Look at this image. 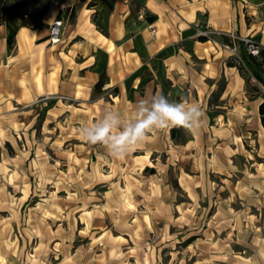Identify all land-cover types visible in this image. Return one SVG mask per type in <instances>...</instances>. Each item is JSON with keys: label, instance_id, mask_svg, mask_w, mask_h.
<instances>
[{"label": "rangeland", "instance_id": "1", "mask_svg": "<svg viewBox=\"0 0 264 264\" xmlns=\"http://www.w3.org/2000/svg\"><path fill=\"white\" fill-rule=\"evenodd\" d=\"M105 93L94 107L38 98L0 126V264H264V202L227 203L218 141L152 129L116 158L81 129L114 117L119 135L142 115Z\"/></svg>", "mask_w": 264, "mask_h": 264}, {"label": "crops", "instance_id": "2", "mask_svg": "<svg viewBox=\"0 0 264 264\" xmlns=\"http://www.w3.org/2000/svg\"><path fill=\"white\" fill-rule=\"evenodd\" d=\"M137 2L138 9L129 0H59L39 29L20 27L14 18L20 7H13L0 25V126L38 98L94 107L93 88L105 74L103 91L114 113L143 116L159 94L199 106L202 123L194 132L168 129L185 132V145L207 135L217 140L224 154L216 173L228 187L227 203L258 208L264 202V86L227 64L234 58L221 36L249 38L264 49V0ZM56 20L63 26L52 46ZM196 24L208 32L206 41Z\"/></svg>", "mask_w": 264, "mask_h": 264}, {"label": "clouds", "instance_id": "3", "mask_svg": "<svg viewBox=\"0 0 264 264\" xmlns=\"http://www.w3.org/2000/svg\"><path fill=\"white\" fill-rule=\"evenodd\" d=\"M145 114L135 124L124 129L119 135H112L117 121L106 117L91 128H82L81 135L91 144H103L116 158H123L133 148L143 143L152 129L183 127L195 131L201 126V112L197 105H185V101L170 102L163 94L154 98L150 109L142 110Z\"/></svg>", "mask_w": 264, "mask_h": 264}, {"label": "trees", "instance_id": "4", "mask_svg": "<svg viewBox=\"0 0 264 264\" xmlns=\"http://www.w3.org/2000/svg\"><path fill=\"white\" fill-rule=\"evenodd\" d=\"M51 0H0V25L4 22L5 18L11 15L10 6L18 5L20 12L14 14V18L20 27H28L32 29H39L42 27V19L48 13ZM85 0H80L84 2ZM131 7L138 9L140 7L137 0H129ZM74 11V9L72 10ZM132 15V14H131ZM72 17V16H71ZM204 24V21H202ZM204 29V26H202ZM214 39V37L210 36ZM199 40L206 41L207 37H199ZM221 42L224 45L232 46L233 43L236 46V54L241 61L240 65H237L235 61H229V66H237L241 75L247 80L249 77H253L262 86H264V49H260L259 57H252L247 54L245 44L241 40L231 41L226 36H221ZM106 85V76L101 74L98 82L95 84L93 90L96 94L103 92ZM55 104V100H50L43 108H41L38 116L40 122L45 113L51 109ZM259 115L261 117V125L264 127V103L259 106Z\"/></svg>", "mask_w": 264, "mask_h": 264}, {"label": "built area", "instance_id": "5", "mask_svg": "<svg viewBox=\"0 0 264 264\" xmlns=\"http://www.w3.org/2000/svg\"><path fill=\"white\" fill-rule=\"evenodd\" d=\"M62 26H63L62 21L56 20V21L52 22V24L50 26V30H49V42L52 46L60 43ZM196 29H197V35L198 36L204 37V36L208 35V32H206V30H204L200 24H196ZM150 32L152 35H155V32H156L155 27H152L150 29ZM242 42L245 44L246 52L248 55H250L252 57H256V58L259 57V52H260L259 47L252 40L246 38ZM226 48L231 50L232 57L234 58L235 63L237 65H240L241 61L237 57L235 47L232 46V48H229V46H226ZM252 81L255 82V79L252 78Z\"/></svg>", "mask_w": 264, "mask_h": 264}]
</instances>
